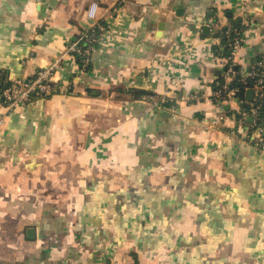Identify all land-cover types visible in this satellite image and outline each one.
<instances>
[{
  "label": "crops",
  "instance_id": "0c3cea01",
  "mask_svg": "<svg viewBox=\"0 0 264 264\" xmlns=\"http://www.w3.org/2000/svg\"><path fill=\"white\" fill-rule=\"evenodd\" d=\"M235 21L248 69L264 55V0H0V68L13 77L94 24L110 30L82 81L65 55L71 94L6 118L0 264H241L251 242L264 255V150L242 137L240 106L213 95L224 70L210 52L228 55L219 29Z\"/></svg>",
  "mask_w": 264,
  "mask_h": 264
},
{
  "label": "built area",
  "instance_id": "2783aa9c",
  "mask_svg": "<svg viewBox=\"0 0 264 264\" xmlns=\"http://www.w3.org/2000/svg\"><path fill=\"white\" fill-rule=\"evenodd\" d=\"M91 12V11H90ZM93 17V12H91ZM228 24L221 27L220 33L223 47L227 54L215 50L210 52L212 63L223 68L224 73L221 80L215 83L214 97L221 103L230 106H240V121L246 124V131L242 134L246 140L254 143L256 147L264 150V55L257 59L251 68L244 69L238 65L237 56L245 41L246 27ZM213 26L219 28L218 22ZM212 26V27H213ZM110 36L108 26L94 24L86 28L81 34L71 41L64 55L54 60L50 65L38 70L29 78L11 76V74L0 68V131L6 118L15 110L33 102L36 98L52 96L56 93H72L73 81L84 79V75L90 72L92 55L100 48L107 45ZM220 40V39H219ZM183 54L194 57V47H186ZM65 55H71L76 62V73L71 72L68 82L61 80V76L69 77V74L61 72L62 61ZM227 55V56H225ZM171 60H167V63ZM60 74L59 79L57 76ZM70 78V77H69ZM174 86L178 85L177 79H173ZM253 90L251 99L242 96L243 92ZM234 117V116H233ZM230 119V116H220L216 121ZM235 135V134H234ZM237 135V134H236ZM104 264H123L118 261H110Z\"/></svg>",
  "mask_w": 264,
  "mask_h": 264
},
{
  "label": "trees",
  "instance_id": "16d2710c",
  "mask_svg": "<svg viewBox=\"0 0 264 264\" xmlns=\"http://www.w3.org/2000/svg\"><path fill=\"white\" fill-rule=\"evenodd\" d=\"M234 26H237V27H242V23L240 21H235V23H233ZM219 50L221 51L222 49L219 48ZM91 66H92V63H90V69H91ZM126 92L128 94H131L133 95L135 98H140V97H150V92L145 90V89H126ZM245 92H243L242 96L245 97ZM51 96H43L41 98H49ZM39 98H36L35 100H37ZM166 106H171V103L170 102H165ZM264 138V137H263ZM259 149H261L260 147H257ZM252 240H249V243L251 242ZM246 243V242H245ZM251 244H256L257 245V242H251ZM254 245L253 248L252 247H249V250L247 252V256L248 257V260L247 261H244L242 262L241 264H258V260L259 258L263 259L264 255L261 257V256H258L259 253L257 252L258 251V248L257 246ZM248 247V246H247ZM264 249V247H263ZM264 263V262H263Z\"/></svg>",
  "mask_w": 264,
  "mask_h": 264
},
{
  "label": "water",
  "instance_id": "95a60500",
  "mask_svg": "<svg viewBox=\"0 0 264 264\" xmlns=\"http://www.w3.org/2000/svg\"><path fill=\"white\" fill-rule=\"evenodd\" d=\"M248 95L250 96V99L252 98L251 96L253 95V90H249L248 92Z\"/></svg>",
  "mask_w": 264,
  "mask_h": 264
}]
</instances>
